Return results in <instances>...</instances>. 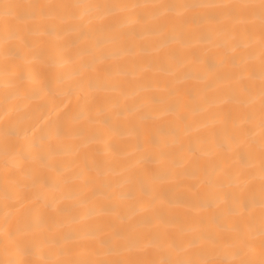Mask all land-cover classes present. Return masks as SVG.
<instances>
[{
	"label": "bare ground",
	"instance_id": "obj_1",
	"mask_svg": "<svg viewBox=\"0 0 264 264\" xmlns=\"http://www.w3.org/2000/svg\"><path fill=\"white\" fill-rule=\"evenodd\" d=\"M0 264H264V0H0Z\"/></svg>",
	"mask_w": 264,
	"mask_h": 264
}]
</instances>
